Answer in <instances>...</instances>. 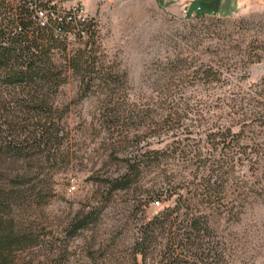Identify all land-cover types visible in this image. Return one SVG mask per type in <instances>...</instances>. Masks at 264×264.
I'll return each instance as SVG.
<instances>
[{
  "label": "rangeland",
  "instance_id": "374dc122",
  "mask_svg": "<svg viewBox=\"0 0 264 264\" xmlns=\"http://www.w3.org/2000/svg\"><path fill=\"white\" fill-rule=\"evenodd\" d=\"M56 1L83 7L94 24L89 50L101 70L121 80L109 87L96 82L88 91L71 76L61 89L70 158L51 174L45 202L16 213L22 227L42 236V246L19 254V263L143 264L133 254L142 228L178 198L155 204L154 187L201 177L194 159L201 154L228 156L231 164L223 200L193 210L208 216L211 240L228 264H264V0ZM199 8L209 13L200 16ZM81 49L86 42L69 41L70 53ZM207 70L217 79H205ZM116 112L134 119L116 128L109 117ZM218 133L229 137L226 150L211 136ZM149 150L169 157L130 190L110 193L106 182ZM17 167L0 159V186ZM92 211L100 213L97 222L69 238L75 217ZM168 239L158 240L148 264L159 263Z\"/></svg>",
  "mask_w": 264,
  "mask_h": 264
},
{
  "label": "trees",
  "instance_id": "16d2710c",
  "mask_svg": "<svg viewBox=\"0 0 264 264\" xmlns=\"http://www.w3.org/2000/svg\"><path fill=\"white\" fill-rule=\"evenodd\" d=\"M52 2L0 0V159L18 166L16 176L0 186V264H20L19 254L42 246V236L33 226L22 227L16 213L45 202L51 174L70 158L65 148L69 108L57 104L61 89L71 76L80 77L88 91L96 82L107 87L120 82L116 74L100 69L89 50L95 38L92 20L78 21L72 10ZM37 9L50 11L46 26L36 17ZM207 13L199 8L198 15ZM71 36L86 42V49L70 53ZM215 75L212 70L203 73L205 79H217ZM116 94L117 90H113V99ZM109 117L116 128H125L134 119L118 112ZM129 135L124 136L125 141H129ZM211 136L223 140V150L228 148L229 137L225 134ZM168 155V151L149 150L126 160V172L106 182L108 191L130 190L144 179L147 169L160 167ZM212 156L210 160L194 155L197 173L204 171L194 181L181 178L169 182L167 188L154 187L155 204L178 198L176 207L165 209L142 228L133 254L141 256L143 264H148L152 248L163 238H169L168 245L162 246L158 264H228L219 244L211 240L213 228L208 216L203 210H193L197 205L212 207L223 200L224 170L230 167L231 158L212 160ZM99 216L98 211L78 214L69 225V238L94 225Z\"/></svg>",
  "mask_w": 264,
  "mask_h": 264
},
{
  "label": "built area",
  "instance_id": "2783aa9c",
  "mask_svg": "<svg viewBox=\"0 0 264 264\" xmlns=\"http://www.w3.org/2000/svg\"><path fill=\"white\" fill-rule=\"evenodd\" d=\"M41 1L44 2L45 4L48 2H52V1L53 2L51 3V5L58 4L56 0H41ZM65 9H68V8H65ZM68 10L73 11L78 21L85 22L88 19H90V16L84 11L83 7L80 5L74 8H69ZM50 16H51L50 11H44L43 9H37L36 17L38 18L42 26H46L49 23ZM52 16L54 17L55 15L53 14ZM83 36L85 37L84 33H83ZM71 38H74V36H71Z\"/></svg>",
  "mask_w": 264,
  "mask_h": 264
}]
</instances>
